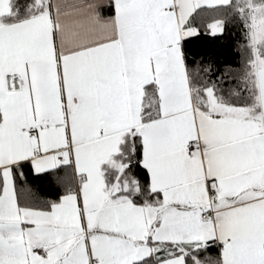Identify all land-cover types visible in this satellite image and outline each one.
<instances>
[{"label":"snow or ice","instance_id":"1","mask_svg":"<svg viewBox=\"0 0 264 264\" xmlns=\"http://www.w3.org/2000/svg\"><path fill=\"white\" fill-rule=\"evenodd\" d=\"M0 264H264V0H0Z\"/></svg>","mask_w":264,"mask_h":264},{"label":"trees","instance_id":"2","mask_svg":"<svg viewBox=\"0 0 264 264\" xmlns=\"http://www.w3.org/2000/svg\"><path fill=\"white\" fill-rule=\"evenodd\" d=\"M219 18V17H217ZM208 21L201 26L199 36L189 41V57L203 58L205 64L211 63L212 73L209 79L217 81V88L221 94H227L230 87H234L236 79L233 74L221 77L226 66L238 68L242 62L240 45L246 43L243 25L236 19L227 22L225 32L216 34L215 38L209 32H204Z\"/></svg>","mask_w":264,"mask_h":264}]
</instances>
